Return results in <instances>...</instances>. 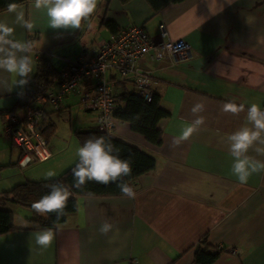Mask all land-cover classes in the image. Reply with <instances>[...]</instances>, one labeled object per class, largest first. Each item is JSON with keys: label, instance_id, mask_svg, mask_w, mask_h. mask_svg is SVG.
I'll return each instance as SVG.
<instances>
[{"label": "crops", "instance_id": "1", "mask_svg": "<svg viewBox=\"0 0 264 264\" xmlns=\"http://www.w3.org/2000/svg\"><path fill=\"white\" fill-rule=\"evenodd\" d=\"M210 2L185 0L153 14L143 0L124 5L119 0H99L96 12L82 21L80 29L50 28L46 10H37L34 1L18 7L33 24L31 30L16 23L15 13H0V23L14 29L15 40L38 45L31 53L33 71L39 53L52 50L62 70L67 60L97 47L112 34L101 25L104 18L120 30L142 27L155 40L159 39L158 26L164 24V40H184L193 54L183 62L169 56L159 62L149 58L141 61L153 92L160 95L161 108L169 113L158 123L160 146L146 142L126 124L115 125L114 139L134 145L156 160L155 170L140 175L135 182V198H79L76 212L51 230L54 239L47 248L36 244L37 235L45 230L31 222L32 210L8 204L17 229L0 236V264H194L197 246L219 252L212 264H264V172L254 173L247 184L239 183L231 171L233 158L227 139L245 126L251 104L264 110V0H234L231 4L217 0L223 11ZM94 18L96 24L90 28ZM102 30L105 36H99ZM33 71L23 92L21 86H14L13 73L0 71V133L11 150L16 148L3 137L5 114L22 117ZM105 80L113 84L116 96L124 86L133 88L132 79L120 78L113 71ZM96 82L87 78L80 92ZM228 102L242 104L245 110L239 115L227 113L223 108ZM197 103L204 104V111L194 114L191 109ZM75 105H81L76 91L65 95L55 111ZM36 106L43 132L49 129L48 138L44 137L51 157L22 166L21 153L16 160L11 154L6 167L16 166L24 172L43 164L32 169L41 172L39 179L47 177L49 171L57 177L78 161V152L68 153L63 143L52 141L56 128L47 113L50 105ZM84 110L86 121L92 124L74 131L76 140L78 131L96 128L97 113ZM198 116L204 117V124L188 140L174 145V138ZM249 155L264 161V155L253 150ZM21 210L28 213L18 219L15 212ZM105 222L113 227L102 234Z\"/></svg>", "mask_w": 264, "mask_h": 264}, {"label": "clouds", "instance_id": "2", "mask_svg": "<svg viewBox=\"0 0 264 264\" xmlns=\"http://www.w3.org/2000/svg\"><path fill=\"white\" fill-rule=\"evenodd\" d=\"M99 0H34L37 10H46L52 29H80L83 20L89 19L97 10ZM217 0H211L212 3ZM234 0H227L231 4ZM209 5V7H210ZM218 11H223V6H218ZM10 12L15 13L16 23L31 30L33 24L25 19L24 12L17 5L10 4ZM211 10V8H210ZM215 14V13H213ZM91 28L92 25L89 24ZM38 47L32 41H17L14 39V29L0 23V71L15 73L18 77L14 86H24L28 83L33 71L31 53ZM204 104L197 103L191 111L196 114L204 111ZM223 110L233 115L245 110L244 105L234 102L225 103ZM104 123H108L103 121ZM204 124V117L198 116L182 134L173 140L174 145L188 140L199 126ZM250 125V126H249ZM110 126V125H109ZM229 154L233 158L232 173L241 184H247L254 173L264 172V161L254 159L249 155L253 150L259 155H264V110L253 103L247 108L246 124L228 136ZM47 142V141H46ZM110 141L103 136L87 139L78 149V162L71 169L74 178V187L80 188L89 181L107 185L122 181V177L130 176L132 168L128 160H122ZM47 178L55 176L53 171L47 172ZM128 198H135L136 192L126 182L117 185ZM71 191L60 183L50 186V192L40 200L33 203L32 208L40 215L56 213L57 217L63 216L67 207ZM113 225L105 222L100 231L107 234ZM54 239L51 230H45L37 235L36 244L47 248Z\"/></svg>", "mask_w": 264, "mask_h": 264}, {"label": "built area", "instance_id": "3", "mask_svg": "<svg viewBox=\"0 0 264 264\" xmlns=\"http://www.w3.org/2000/svg\"><path fill=\"white\" fill-rule=\"evenodd\" d=\"M158 28L157 40L151 39L139 26L119 30L90 52L67 60L59 74L55 91L48 92L44 96H26L22 117L14 113L5 114L3 137L12 148L20 151L25 161L22 166L44 162L51 157L47 142L41 134L44 127L36 104H48L53 110H58L61 99L76 91L80 93L82 107L97 113L95 129L114 138L113 113L117 108V96L113 84L105 80L106 74L113 71L120 78L132 79L134 91L142 96L145 102L151 101L150 78L141 67V61L149 58L151 61L159 62L167 56L176 62L193 58L188 43L181 39L164 40L167 35L165 25L160 24ZM87 78H93L97 82L86 91L80 92V85Z\"/></svg>", "mask_w": 264, "mask_h": 264}, {"label": "trees", "instance_id": "4", "mask_svg": "<svg viewBox=\"0 0 264 264\" xmlns=\"http://www.w3.org/2000/svg\"><path fill=\"white\" fill-rule=\"evenodd\" d=\"M29 1L34 0H0V13L9 11L10 4L19 7L27 4ZM130 1L132 0H119L122 5ZM143 1L149 6L153 14H158L166 7L182 3L185 0ZM101 25L112 33L110 36L116 34L120 30L116 27L114 22L106 18L102 20ZM86 30L87 29H85V31ZM60 70L57 67L56 60L52 57V50L39 53V59L36 61V66L33 71L32 86L26 95L33 97L44 96L48 92L55 91L54 86L58 84L57 81ZM125 85L127 84L125 83ZM129 85L128 83V86ZM129 87L130 88L124 86L122 93L117 96V108L113 113L115 125L117 123L126 124L134 133L142 136L146 142L154 146H160L162 142V131L158 127V123L169 117V113L160 106V95L156 92L154 93L151 88L152 99L147 103L142 96H139L138 93L134 91V88H131V86ZM48 131V128L44 132L42 130L41 134H44L42 136L48 138ZM76 136L80 147L87 139L103 136L106 141H110L116 149L113 153L114 155H118L120 159L130 162L132 168L131 175L122 177V181H117L116 183L104 185L95 181H89L82 187L76 188L74 187V178L71 169L75 167L77 161L58 177L37 182L27 181L22 184H17L13 188L0 194V236L9 235L17 229L14 213L7 208L8 204H15L22 208L31 209L32 217L30 220L36 225V228L39 230H52L64 224L67 216L76 212L79 198H112L126 196L117 186L119 183L126 182L134 187L140 175L149 173L156 168L155 158L138 147L116 140L106 133H100L95 129L89 132L78 131ZM54 183L63 184L71 191V196L64 215L57 217L56 213H49L47 215L36 213L32 208L33 203L48 194L50 192V186ZM197 248L194 264H212L219 256V252H207L206 246L204 248L197 246Z\"/></svg>", "mask_w": 264, "mask_h": 264}, {"label": "rangeland", "instance_id": "5", "mask_svg": "<svg viewBox=\"0 0 264 264\" xmlns=\"http://www.w3.org/2000/svg\"><path fill=\"white\" fill-rule=\"evenodd\" d=\"M95 21L96 19L94 18L91 25H94ZM90 33L92 34V32ZM96 33L98 34L97 31ZM99 34H100L99 36H102V35L105 36L103 33V30ZM109 38L110 37H108L106 40H109ZM13 76H14V79L17 80V76L15 73H13ZM31 86H30V89H31ZM20 88H21L20 89L21 92H23L25 89V85L21 86ZM80 106L75 105L74 107L70 109L62 110L61 112H56L52 108L46 107L47 113L50 116L49 119L52 121V123L55 125V128H56L55 137L51 139L52 141H55V143H63L68 153L69 151L72 152L73 150H74L73 153H75L76 151L78 152V149L80 148L79 143L75 138L74 131L85 129V126L89 128V126H91L92 124L86 121L88 114ZM11 154L13 155V159L16 160L20 152L17 149L11 150L9 146L3 141L1 137V133H0V166L1 165L4 166L3 168H0V193L4 190H8L12 188L16 184H22L27 181L37 182L40 180L52 179V178H47V177L39 179V177L41 176V172L32 171V169L37 166L43 167L44 166L43 164L36 165L35 167L25 170L24 172H21L19 168L16 166L6 167V165L9 164L8 161H9V158L11 157ZM58 176L59 175H57V177ZM27 213H28L27 210H21V212H15V216L18 219L25 218L27 216ZM29 215L31 216L30 213Z\"/></svg>", "mask_w": 264, "mask_h": 264}]
</instances>
